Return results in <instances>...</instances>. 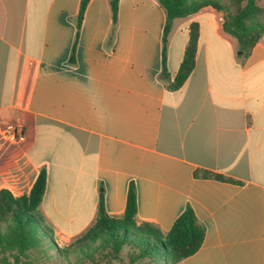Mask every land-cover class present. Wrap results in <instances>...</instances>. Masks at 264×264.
<instances>
[{
    "label": "crops",
    "instance_id": "1",
    "mask_svg": "<svg viewBox=\"0 0 264 264\" xmlns=\"http://www.w3.org/2000/svg\"><path fill=\"white\" fill-rule=\"evenodd\" d=\"M78 4L0 0V188L26 194L43 167L38 207L59 245L92 223L99 191L121 217L132 181L137 223L165 233L189 205L204 227L179 264H264V35L240 61L220 11L174 18L161 78L156 0H118L113 24L109 0H88L75 38ZM192 21L194 65L170 90Z\"/></svg>",
    "mask_w": 264,
    "mask_h": 264
},
{
    "label": "trees",
    "instance_id": "2",
    "mask_svg": "<svg viewBox=\"0 0 264 264\" xmlns=\"http://www.w3.org/2000/svg\"><path fill=\"white\" fill-rule=\"evenodd\" d=\"M87 1L79 0L75 17V38ZM117 1L109 0L112 24L116 18ZM156 1L165 13L161 36V78L168 76L165 69L166 35L174 18L185 17L204 6L220 11L221 28L235 38V57L240 61L248 56L255 42L264 35V4L258 5L256 0ZM197 36V23L192 21L188 24V37L178 68L172 80L167 83L168 89L179 88L191 72ZM75 38L69 60L73 58ZM198 172L203 177L233 181L230 177L209 170L201 169ZM45 181V169L41 167L26 194L14 196L6 188H0V264H26L30 252L40 253L45 258L53 255L67 257L72 254L74 260L67 261V264H81L83 259L92 261L98 249L106 250L110 261L120 260V264H179L181 259L193 254L202 242L204 227L197 222L189 205H185L165 233L149 222L137 223L134 218L135 188L130 181L121 217L113 218L105 213L102 192L99 191L92 223L68 245L59 247L38 207ZM123 246L128 248L125 262L119 256Z\"/></svg>",
    "mask_w": 264,
    "mask_h": 264
},
{
    "label": "rangeland",
    "instance_id": "3",
    "mask_svg": "<svg viewBox=\"0 0 264 264\" xmlns=\"http://www.w3.org/2000/svg\"><path fill=\"white\" fill-rule=\"evenodd\" d=\"M256 3L258 5H263L264 4V0H256ZM5 140L0 138V144L5 145ZM75 239V237L69 239L65 244H59V247H64L66 245H68L70 242H72ZM127 251L128 248L126 246H123L120 250L119 256L121 259H125V261H127ZM28 263L26 264H67V261L69 262H73L74 257L72 254H69L67 257H63L62 255H53V257H49V258H45V256H43L40 253H34V252H30L29 256H28ZM68 259V260H67ZM9 260L11 261V259L9 258ZM81 264H120V260H111L109 259V256L106 255V250H101L98 249L94 255H93V260H87V259H83L81 261Z\"/></svg>",
    "mask_w": 264,
    "mask_h": 264
},
{
    "label": "built area",
    "instance_id": "4",
    "mask_svg": "<svg viewBox=\"0 0 264 264\" xmlns=\"http://www.w3.org/2000/svg\"><path fill=\"white\" fill-rule=\"evenodd\" d=\"M3 134L10 141L20 140L23 138V133L19 125L7 124L3 128Z\"/></svg>",
    "mask_w": 264,
    "mask_h": 264
}]
</instances>
